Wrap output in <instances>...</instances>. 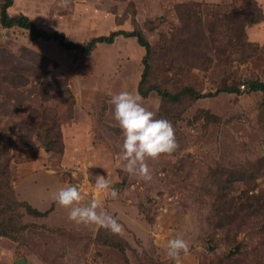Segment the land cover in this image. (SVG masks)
<instances>
[{"label":"rangeland","instance_id":"1","mask_svg":"<svg viewBox=\"0 0 264 264\" xmlns=\"http://www.w3.org/2000/svg\"><path fill=\"white\" fill-rule=\"evenodd\" d=\"M12 1L9 15L79 44L140 30L151 46L148 83L161 90L237 91L178 103L155 92L143 98L172 123L179 145L149 161L146 183L124 170L111 104L121 91L137 93L145 52L136 40L119 37L83 55L0 27V207L14 198L49 211L38 218L18 208L24 229L0 237V264H174L166 247L178 236L189 242L181 264H264V93L248 92L264 81V0ZM40 125L58 128L60 149L44 152ZM97 175L116 200L94 188ZM70 185L82 203L100 201L123 235L70 221L55 199Z\"/></svg>","mask_w":264,"mask_h":264},{"label":"clouds","instance_id":"2","mask_svg":"<svg viewBox=\"0 0 264 264\" xmlns=\"http://www.w3.org/2000/svg\"><path fill=\"white\" fill-rule=\"evenodd\" d=\"M62 6L68 7L70 0H61ZM113 118L123 135L121 145V160L124 170L148 183L153 179L149 161H157L161 156H172L179 145L172 123L166 119H157L156 113L143 105L140 94L121 91L111 97ZM87 178L91 175L85 171ZM94 188L98 192H106L113 200L118 198V191L111 186L103 176L92 177ZM58 204L68 210V219L77 225H94L108 230L114 235H123L124 228L118 220L103 210L102 203L92 200L84 204L79 189L70 185L60 189L55 196ZM167 256L174 264H181V255L189 254V242L182 237H176L167 242Z\"/></svg>","mask_w":264,"mask_h":264},{"label":"trees","instance_id":"3","mask_svg":"<svg viewBox=\"0 0 264 264\" xmlns=\"http://www.w3.org/2000/svg\"><path fill=\"white\" fill-rule=\"evenodd\" d=\"M12 5V0H0V27L5 31L18 30L22 33L25 32V36L30 42H54L63 51L78 52L83 55H89L98 45H111L119 37L125 39H135L137 45L141 47L145 52L142 58L143 71L141 73V78L137 87V92L143 98H147L149 93L155 92L161 98L162 101L169 103H178L183 96H190L195 100H200L213 97L221 93L235 94L237 91L227 87L221 90H217L214 93L209 92L202 94L196 93L191 88H184L173 93L161 90L159 87L148 83V79L151 74V65L149 62L151 46L140 30L134 29L132 31H114L108 35L94 37L84 44H79L67 40L63 32H47L44 29L38 28L35 23L31 21L26 15H9V10ZM247 20L249 23L252 24L257 22L256 18L253 15L248 17ZM199 39L204 41V37L202 35ZM227 44L229 46L233 45L232 41H228ZM248 92L264 93V81L250 82L248 84ZM207 117L214 120L216 119V117L213 115L207 114ZM43 127L44 126L40 125L37 133L38 135H40L41 133L38 143L40 144L45 153H53L57 149H60L63 144L62 133L58 131V128L45 129L44 127L43 129ZM0 173L4 172L1 171ZM1 181L4 182V176L0 177V189L4 187V185H1ZM8 191L13 193L12 189H8ZM20 207H23L29 214L38 218L46 217L49 212H40L32 208L28 204L24 205L22 202L20 203L16 199L11 198L10 201H7L6 204L0 207V237L15 239V235H17V233H20L24 229L22 226L20 227L19 225V217L16 212Z\"/></svg>","mask_w":264,"mask_h":264},{"label":"water","instance_id":"4","mask_svg":"<svg viewBox=\"0 0 264 264\" xmlns=\"http://www.w3.org/2000/svg\"><path fill=\"white\" fill-rule=\"evenodd\" d=\"M24 263V261H22V260H19V261H16V263L15 264H23Z\"/></svg>","mask_w":264,"mask_h":264},{"label":"built area","instance_id":"5","mask_svg":"<svg viewBox=\"0 0 264 264\" xmlns=\"http://www.w3.org/2000/svg\"><path fill=\"white\" fill-rule=\"evenodd\" d=\"M242 88H244V86H242Z\"/></svg>","mask_w":264,"mask_h":264}]
</instances>
